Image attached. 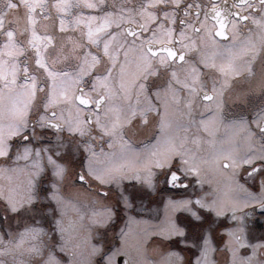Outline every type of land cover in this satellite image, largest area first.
Returning <instances> with one entry per match:
<instances>
[{
  "label": "snow or ice",
  "instance_id": "snow-or-ice-1",
  "mask_svg": "<svg viewBox=\"0 0 264 264\" xmlns=\"http://www.w3.org/2000/svg\"><path fill=\"white\" fill-rule=\"evenodd\" d=\"M0 264H264V0H0Z\"/></svg>",
  "mask_w": 264,
  "mask_h": 264
}]
</instances>
